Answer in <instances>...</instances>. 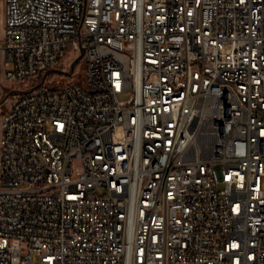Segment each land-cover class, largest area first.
<instances>
[{
  "label": "built area",
  "instance_id": "1",
  "mask_svg": "<svg viewBox=\"0 0 264 264\" xmlns=\"http://www.w3.org/2000/svg\"><path fill=\"white\" fill-rule=\"evenodd\" d=\"M1 70L0 264H264V0H0Z\"/></svg>",
  "mask_w": 264,
  "mask_h": 264
},
{
  "label": "rangeland",
  "instance_id": "2",
  "mask_svg": "<svg viewBox=\"0 0 264 264\" xmlns=\"http://www.w3.org/2000/svg\"><path fill=\"white\" fill-rule=\"evenodd\" d=\"M83 68L84 67H82V66L80 67L79 66L78 71L75 72L73 75H69V76H66V77L63 76V83H69L70 81L80 82V80H81V76L80 75L83 72ZM0 77H1V82H2L3 87L6 88L9 85V83L6 82L4 80V78H3V70H1V76ZM8 92L9 91L6 89L4 99L6 98V95H7ZM6 107H7V105L5 103L0 106V122H1V119H2V115L4 114V112L6 110ZM34 264H40V261H39V259L37 257H35V259H34Z\"/></svg>",
  "mask_w": 264,
  "mask_h": 264
},
{
  "label": "water",
  "instance_id": "3",
  "mask_svg": "<svg viewBox=\"0 0 264 264\" xmlns=\"http://www.w3.org/2000/svg\"><path fill=\"white\" fill-rule=\"evenodd\" d=\"M84 54V52H82V55Z\"/></svg>",
  "mask_w": 264,
  "mask_h": 264
}]
</instances>
